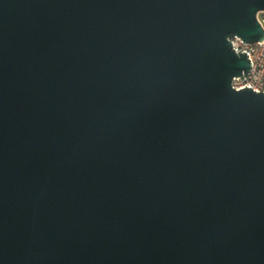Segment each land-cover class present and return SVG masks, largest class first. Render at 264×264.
Returning <instances> with one entry per match:
<instances>
[{"label":"water","instance_id":"1","mask_svg":"<svg viewBox=\"0 0 264 264\" xmlns=\"http://www.w3.org/2000/svg\"><path fill=\"white\" fill-rule=\"evenodd\" d=\"M264 0H0V264H264Z\"/></svg>","mask_w":264,"mask_h":264},{"label":"built area","instance_id":"2","mask_svg":"<svg viewBox=\"0 0 264 264\" xmlns=\"http://www.w3.org/2000/svg\"><path fill=\"white\" fill-rule=\"evenodd\" d=\"M257 20L264 31V11L257 13ZM231 47L235 52H246L251 64L248 73L232 79V87L238 90L251 87L254 92L264 93V39L254 43H245L239 37L229 38Z\"/></svg>","mask_w":264,"mask_h":264}]
</instances>
